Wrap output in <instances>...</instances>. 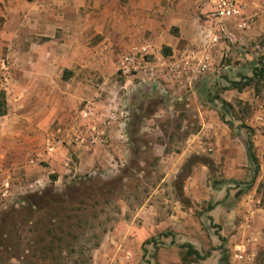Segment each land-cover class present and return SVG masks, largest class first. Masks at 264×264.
I'll return each mask as SVG.
<instances>
[{
  "label": "rangeland",
  "instance_id": "374dc122",
  "mask_svg": "<svg viewBox=\"0 0 264 264\" xmlns=\"http://www.w3.org/2000/svg\"><path fill=\"white\" fill-rule=\"evenodd\" d=\"M9 1L11 8L12 5L18 8L20 0ZM245 16L246 11L242 18L250 23L252 19ZM4 21L0 14V111L18 115L14 109H19L20 104L13 99L16 87L8 84L9 72L16 75L14 77L13 74L14 80L24 77H17L19 69L9 66V47L4 43L11 44L14 37H7L11 29L3 27ZM238 23L234 19L217 24L221 54H218L215 64L223 67L249 61L250 65L240 64L243 65L240 70L230 73L219 71L222 78L219 86L209 80L195 103L176 107V114L167 118V129L161 133L165 139L160 138L158 142L165 144L169 155L185 152L186 158L176 167V172L172 166L174 173L164 181H161V175L170 164L145 160L148 152L145 143L152 141L155 131L149 134L134 131L138 125L136 117L143 118L141 123H144V118L158 108L159 95L144 96L140 91L136 92L137 89L132 90L134 84L129 82L123 91H130V94L122 98L119 85L125 79L116 73L120 50L113 54L110 67L91 70L87 90L91 91L92 98L83 99L75 93V100H69L64 94L67 102L62 110V120L53 124L54 131H12L11 125L19 123L14 119L10 121V116L8 120L0 116V183L7 178L11 184V195L5 200L0 199V264H94L101 244L112 240L132 242L130 248L143 255L145 264H158L157 257L162 249L167 264H264L263 148H255L257 170L250 162L241 167L243 171H238L240 166L227 165L228 158L232 162L237 161L240 152L242 162H245L243 144L247 138L253 140L257 133L264 134V119L260 121L257 118V109L264 108V75L260 81L252 82L246 88L252 100L239 101L229 97L230 106L225 107L219 100L224 97L225 89L232 87L228 81L242 84L245 82L243 78L252 76L260 60L264 65V33L246 38L244 33L236 31ZM260 28L264 30V26ZM230 32H236L234 42L229 38ZM227 48L231 55L223 54ZM214 49L205 51L211 60L216 53ZM240 49H244L246 55L243 56ZM212 73L209 77L214 79L217 73ZM101 93L106 96H100ZM132 95L136 98L133 99ZM87 103L92 104L100 116L113 115L112 119L119 121L118 124L129 123L133 146L127 155L132 154L133 157H128L127 163L117 171H109L112 166L107 163L95 164L87 165L82 171H64L59 179H52L56 176L50 169L53 154L47 155L46 141L52 137L67 141L68 134L74 136L76 131L85 133L88 123L81 121L78 115ZM32 106L34 101H28V108ZM123 108L131 110L126 118L117 116ZM57 129L61 130L57 132ZM108 139L106 146L110 144V137ZM21 145L26 147L19 149ZM19 153L22 156L17 158ZM67 158L70 167L76 166L80 160L73 148L67 152ZM105 169L108 172L104 174ZM255 172L251 187L234 199L237 192L251 183ZM230 173L233 176L226 178ZM243 198L250 200L253 210H262L260 213L263 215L252 219L247 217L245 221L249 222L250 228L245 241L237 235L236 229L239 221L244 219L243 215L229 217L227 213L231 206L229 203H241ZM150 203L160 207L156 213L144 210ZM220 204L223 207L218 209ZM176 206L180 211L178 214L184 217L178 220L180 227L174 228V232L166 229L155 233L153 230V233L148 232L151 236L145 238L141 245L136 243L135 239L140 240L144 235L140 230L144 233L150 231L151 226L147 223L150 216L163 219L175 215ZM183 244H191L202 255L209 252V257L204 260L189 257L184 262ZM239 253L243 259L235 257Z\"/></svg>",
  "mask_w": 264,
  "mask_h": 264
},
{
  "label": "crops",
  "instance_id": "0c3cea01",
  "mask_svg": "<svg viewBox=\"0 0 264 264\" xmlns=\"http://www.w3.org/2000/svg\"><path fill=\"white\" fill-rule=\"evenodd\" d=\"M211 1L20 0L18 8L15 5H12L11 8V1L0 0L2 4L0 6V14L5 20L3 27L11 29L8 33V38L14 37L11 44L9 42L4 43L7 48L9 47L7 51L9 66L11 68L16 67L17 70L19 69L17 77L20 75L24 77L22 80H14L12 79L14 72H9L11 80L9 79L8 84L10 86L11 84L15 85L16 89L14 88L15 96L13 95V99L20 106L19 109L14 107L15 111L12 109L18 115L7 112L2 117L6 120L10 116L8 118L10 121L14 119L15 122L19 123L18 125H11L12 131H33L36 133H43L48 129L54 131V122L62 120L61 116L64 113L62 110L67 102V100L64 101L66 97L69 100H75L76 93L78 96L81 95L83 99L92 98L90 97L91 91L89 93V90H87V85L91 82V70L95 71L110 67L115 51L120 50V53L117 55L119 57L131 47L141 46L148 42L152 47L151 58L159 61L160 59L169 58L183 52H194L196 57H198V54L201 55L205 51L207 52L215 48L214 52L216 53L212 57V60L210 59L208 72L197 83L196 89L181 100L180 96L182 92L180 93L178 89H173L174 92L167 96L159 94L158 91L151 90L150 87H147L148 85H141L136 83V81L132 82L130 79H125L119 85V89L122 91V98L123 95L130 94V91L126 93L123 91L128 88L127 84L129 82L134 84V89L132 90L137 89L138 91L136 92L140 91L144 96L147 94L150 96L159 95L158 108L150 116L144 118V123H141L143 118L140 119V116L136 117L138 125L134 131L140 134L141 132L149 134L155 131L151 137L152 141L149 140L145 143L148 147L145 160L148 162L157 160L158 162L169 163L170 167L167 166L161 175V181L166 180L174 173L172 172V166L175 169L186 158L185 152L178 155H169L165 150V144H159L158 142L160 138L161 140L165 139L161 133H164L167 129V118L172 114H176V107L181 108L184 105L188 106V103H195V99L203 92L204 86L209 80L219 86L222 82L219 71L226 70L227 73H230L234 70H240L241 66H243L240 64L250 65L249 61H242L243 63H238L237 65L216 66L217 56L221 53L220 49H218L220 46L218 43H210L213 35L219 36V32L216 29L217 24L213 25L214 22L209 16ZM245 4V18L249 17L252 21L250 22L251 24L249 21L247 22L248 28L246 31L243 32L240 28H237L238 30L236 31L239 34L244 33L246 38L252 36L255 38L257 35L260 36L261 32L264 33V30L260 28L264 26V0H245ZM252 4L255 6H252ZM10 20L13 22H9ZM11 23L15 25L12 26ZM258 27L259 29H257ZM228 34L231 42H234L236 40V32ZM97 38L98 40L96 41ZM163 49L167 53L163 54ZM228 52L227 48L223 54L226 56L228 54L231 55ZM213 71L217 73L214 75V79L209 77L213 74ZM247 76L251 77L250 75ZM14 77H16L15 74ZM171 87L174 88L173 86ZM247 87L249 85L244 86L241 90L228 87L224 91L222 100L224 99L228 104H230L229 97L236 98L239 101L252 100V97H249V91L246 90ZM135 94L137 95V93ZM102 95L106 96L104 93H101L100 96ZM134 96L132 95L133 99L136 98ZM166 100H169V103ZM28 101L30 103L34 101V106L28 108ZM123 102H125V99ZM257 110V118L261 121L264 119L262 115L264 108L261 106ZM125 111V108L121 109L117 116H121L122 112ZM130 111V109H127L126 112L131 114ZM101 117L103 119L107 118L108 114H102ZM112 120H108L106 126V134L108 138L110 137V144L108 146H90L85 142L81 143L76 139V133L74 136L68 134L67 141L61 140L63 143L62 147L57 149L51 156L52 166L50 169L51 173L56 175L54 176L55 180L59 179L64 171H82L85 170L87 165L107 163L110 167L112 166V169L109 171H117L118 167L121 168V166L127 163L128 157H133L132 154L130 156L127 155L131 152L130 150L133 146V140L130 141L128 131L130 129L129 123L118 124L119 121ZM178 125L181 126L180 124ZM60 130L57 129L56 131L59 132ZM251 141L255 156V148L262 147L264 151V134L257 133ZM71 142L74 143V146L71 145ZM66 144L68 145L67 147H65ZM196 146L201 148L200 145ZM25 147L26 145H21L19 149H24ZM72 148L76 151L77 157L80 160L76 166L70 167L68 166L67 152ZM243 149L245 150V162H242L243 159L240 152V157L237 161H234V163L228 158L227 165L229 164L230 167L240 166L238 171H243L241 167L246 166L249 162L251 164L246 154L245 143L243 144ZM58 151L59 153L56 154ZM19 155L22 156L19 153L17 154V158H19ZM262 163L264 165V161ZM62 165L67 166L62 167ZM106 172H108V169L103 170L104 174ZM232 176L233 174L230 173L226 178ZM157 192L159 193L160 190ZM239 197H236V194L234 195V199ZM229 205H231L227 212L229 217L243 215L244 219L239 221L240 223L236 229L237 233H239L237 235L245 241L247 229L249 230L250 228L249 222L245 220L247 217L251 219L263 217L262 213H260L262 210H253L250 200L245 198L242 199L241 203H229ZM221 207L223 205L220 204L218 209ZM159 208L156 203H150L147 209L144 210L152 214V212L156 213ZM140 211H143V209L141 208ZM175 212V215L172 214L163 219L150 216L147 219V223L151 226L150 231L144 233L140 230V234L144 235H142L143 237L140 240L135 239L136 243L141 245L145 238L151 236L149 234L153 233V230L155 233L163 232L166 229L174 232V228L180 227L179 218H184L178 214L180 211L177 206L175 207ZM226 224L223 223V225ZM137 234L140 235L139 233ZM131 244L133 243L129 241L124 242V240H117V242L112 240L109 243L105 242L101 244L100 249L96 252L97 256L95 257L94 264H145L143 255L137 252V250H132L130 248ZM235 257L244 258L241 253L235 254ZM157 262L158 264H167L163 249L158 254Z\"/></svg>",
  "mask_w": 264,
  "mask_h": 264
},
{
  "label": "built area",
  "instance_id": "2783aa9c",
  "mask_svg": "<svg viewBox=\"0 0 264 264\" xmlns=\"http://www.w3.org/2000/svg\"><path fill=\"white\" fill-rule=\"evenodd\" d=\"M246 4L244 0H212L209 16L214 23L229 20H238V28L244 30L248 27L243 15L245 14ZM219 42V36L213 35L210 39L211 44ZM151 44L146 42L141 46H133L128 51L122 53L116 65V73L123 79H130L132 82L141 85H148L151 90L158 91L159 94L169 96L178 89L181 93L180 100L187 94L194 91L197 83L208 72L210 56L206 52L196 57L194 52H183L171 57L156 61L152 59ZM244 56L245 50L240 49ZM173 86L174 88H172ZM174 89V90H173ZM124 118L127 112H122ZM79 119L88 123L85 133L76 131V139L90 146H106L108 136L106 134L107 118H102L92 104L87 103L79 111ZM62 141L52 137L46 141L45 150L47 155L54 154L57 149L62 147ZM11 195V184L9 180L3 179L0 183V199L5 200Z\"/></svg>",
  "mask_w": 264,
  "mask_h": 264
},
{
  "label": "trees",
  "instance_id": "16d2710c",
  "mask_svg": "<svg viewBox=\"0 0 264 264\" xmlns=\"http://www.w3.org/2000/svg\"><path fill=\"white\" fill-rule=\"evenodd\" d=\"M263 75H264V65H263L262 61L260 60L259 61V66L256 67V69H254V71L252 73V76L251 77H247V78H243V79H245V82L244 83L241 84L239 82H230V81H228V82L230 83V85L233 88H236V89L241 90L242 86H247V85H250L252 82L260 81L259 79H261V77ZM219 100H220V103H221V106L222 107L230 106L224 100H222V99H219ZM4 114H5V111H0V116H3ZM245 146H246V154H247V157L251 161V163L254 165L255 170H257V167H258V165H257V158L255 156L254 148H253V143H252L250 137L247 138ZM255 178H256V172L254 173V175H253V177L251 179V183L249 185H247V187L243 191L241 190V192L240 191L237 192L236 193V197H239V195L242 194V192L247 191L251 187V185L253 184V182L255 181ZM53 179H55L54 176H53ZM181 247L185 249V255L182 258V260L184 262H186L189 257H193L196 260H204L207 257H209V254H210L209 252H207V253H205V254L202 255L199 251H197L190 244H183V245H181Z\"/></svg>",
  "mask_w": 264,
  "mask_h": 264
},
{
  "label": "water",
  "instance_id": "95a60500",
  "mask_svg": "<svg viewBox=\"0 0 264 264\" xmlns=\"http://www.w3.org/2000/svg\"><path fill=\"white\" fill-rule=\"evenodd\" d=\"M245 144H246V141H245Z\"/></svg>",
  "mask_w": 264,
  "mask_h": 264
}]
</instances>
